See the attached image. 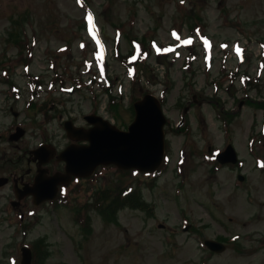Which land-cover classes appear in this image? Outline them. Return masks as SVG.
Returning <instances> with one entry per match:
<instances>
[{
    "label": "rangeland",
    "instance_id": "rangeland-1",
    "mask_svg": "<svg viewBox=\"0 0 264 264\" xmlns=\"http://www.w3.org/2000/svg\"><path fill=\"white\" fill-rule=\"evenodd\" d=\"M88 11L103 27L111 73L118 76L117 95L123 86L124 97L119 96L114 112L108 111V97L97 83L73 93L60 89L74 84L72 72L85 80L96 73L90 62L83 65L95 47L81 28ZM195 24L202 30L193 32ZM116 28L123 31L117 44L122 55L132 50L135 35L155 38L170 53L151 55L146 62L143 58L138 71L144 75L129 78L122 59L113 54ZM172 29L185 38L193 36L192 49L177 41ZM21 31L27 38L21 40ZM203 34L212 40L211 66ZM234 42L245 47L243 60L232 51ZM33 51L35 74L46 73L47 82L55 73L65 78L50 89L47 84L50 93L43 94L53 98L54 110H62L50 124L42 122V114L27 110L26 97L15 99L5 81L16 68L13 77L25 89L24 63ZM9 58L8 75L0 70V134L21 121L27 135L13 146L0 138L8 152L0 158V177L14 167L24 168L26 180L36 173L35 163L29 165L20 155L21 145L42 140L65 147L69 139L61 115L86 126L84 114L97 108L126 129L135 116L133 100L153 92L163 96L170 122L168 157L155 173L103 168L92 180L70 184L54 203L35 206L27 200L26 223L10 203L11 185L0 186V264H20L21 246L34 242L46 264H264V0H0V60ZM244 73L254 81L259 74L258 83L245 84ZM14 112H20L18 119ZM229 143L240 163L220 164L214 150ZM98 185L107 186L106 194L113 196L136 199L142 194L150 209L121 204L106 221L88 206ZM128 186L132 192L126 191ZM206 239L228 248L212 252L204 245Z\"/></svg>",
    "mask_w": 264,
    "mask_h": 264
},
{
    "label": "water",
    "instance_id": "water-1",
    "mask_svg": "<svg viewBox=\"0 0 264 264\" xmlns=\"http://www.w3.org/2000/svg\"><path fill=\"white\" fill-rule=\"evenodd\" d=\"M136 118L128 130H120L99 116L88 119L94 124L90 130L75 128L70 122L66 124L68 134L75 140H88L90 145H71L58 157L67 162V174L47 177L40 169L35 186L27 192L36 195L37 203L54 198L58 184L69 182L72 175L89 176L100 164L114 163L120 168H137L141 171H155L162 163L165 153L164 124L160 101L147 94L135 104ZM20 135H17L18 138ZM43 148L36 153L50 159L54 150ZM221 163H236L238 156L232 145L218 155ZM45 160V159H44ZM44 161H41L42 164ZM243 180L242 175L239 176ZM214 251L225 249L222 243L214 240L206 241ZM23 264H31V251L24 248Z\"/></svg>",
    "mask_w": 264,
    "mask_h": 264
},
{
    "label": "flooded vegetation",
    "instance_id": "flooded-vegetation-1",
    "mask_svg": "<svg viewBox=\"0 0 264 264\" xmlns=\"http://www.w3.org/2000/svg\"><path fill=\"white\" fill-rule=\"evenodd\" d=\"M31 160H32V158H28V159H27V162H28L29 165L32 164V163H31ZM23 179H25V176H24V178H21V179H20V178H15L16 181H20V180L22 181ZM16 181H15V183H16Z\"/></svg>",
    "mask_w": 264,
    "mask_h": 264
},
{
    "label": "snow or ice",
    "instance_id": "snow-or-ice-1",
    "mask_svg": "<svg viewBox=\"0 0 264 264\" xmlns=\"http://www.w3.org/2000/svg\"><path fill=\"white\" fill-rule=\"evenodd\" d=\"M88 21H89V25L91 26V21H92V18H91V15H89V17H88ZM93 35H95L94 33H93ZM175 35V34H174ZM178 38V37H177ZM97 43H99V41H97ZM185 43H191V41L189 40V41H185ZM239 51V50H238Z\"/></svg>",
    "mask_w": 264,
    "mask_h": 264
},
{
    "label": "trees",
    "instance_id": "trees-1",
    "mask_svg": "<svg viewBox=\"0 0 264 264\" xmlns=\"http://www.w3.org/2000/svg\"><path fill=\"white\" fill-rule=\"evenodd\" d=\"M115 202H116V199H115L114 203H115ZM136 205H137V206H142V204H141V203H139V202H138V203H136Z\"/></svg>",
    "mask_w": 264,
    "mask_h": 264
}]
</instances>
